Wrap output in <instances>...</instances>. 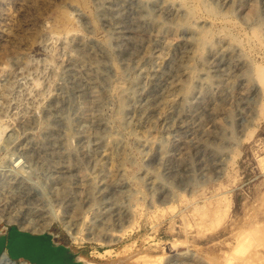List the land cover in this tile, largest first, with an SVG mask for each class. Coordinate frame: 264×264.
<instances>
[{
  "label": "rangeland",
  "instance_id": "1",
  "mask_svg": "<svg viewBox=\"0 0 264 264\" xmlns=\"http://www.w3.org/2000/svg\"><path fill=\"white\" fill-rule=\"evenodd\" d=\"M257 66L264 0H0L3 264H264Z\"/></svg>",
  "mask_w": 264,
  "mask_h": 264
},
{
  "label": "bare ground",
  "instance_id": "2",
  "mask_svg": "<svg viewBox=\"0 0 264 264\" xmlns=\"http://www.w3.org/2000/svg\"><path fill=\"white\" fill-rule=\"evenodd\" d=\"M213 13V12H212ZM61 14H62V16L64 17V18H68V16L66 15L67 13L65 12V13H62L61 12ZM255 14V13H254ZM253 14V15H254ZM69 19V18H68ZM257 29V28H256ZM253 34L254 35H258V31L257 30H254L253 31ZM252 34V35H253ZM253 35V36H254ZM259 36H260V34H259ZM209 37H210V34L207 32V31H203V32H201L200 33V36H199V40H200V43L202 44V43H204L205 44V42H207L208 41V39H209ZM199 40H198V43H199ZM255 75H256V78H257V80H258V82L261 84V86L263 87V89H264V68L263 67H261V66H257L256 67V73H255ZM263 106V105H262ZM7 262H9V258L6 256V255H3L2 257H1V260H0V264H3V263H7Z\"/></svg>",
  "mask_w": 264,
  "mask_h": 264
}]
</instances>
